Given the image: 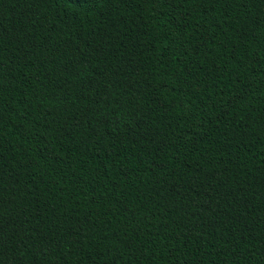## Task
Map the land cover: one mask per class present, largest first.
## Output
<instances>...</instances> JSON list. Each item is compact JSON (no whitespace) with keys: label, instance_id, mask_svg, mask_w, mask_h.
<instances>
[{"label":"trees","instance_id":"trees-1","mask_svg":"<svg viewBox=\"0 0 264 264\" xmlns=\"http://www.w3.org/2000/svg\"><path fill=\"white\" fill-rule=\"evenodd\" d=\"M0 264H264V0H0Z\"/></svg>","mask_w":264,"mask_h":264}]
</instances>
